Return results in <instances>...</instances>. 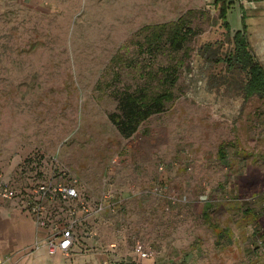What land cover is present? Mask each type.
Returning <instances> with one entry per match:
<instances>
[{"label": "rangeland", "instance_id": "obj_1", "mask_svg": "<svg viewBox=\"0 0 264 264\" xmlns=\"http://www.w3.org/2000/svg\"><path fill=\"white\" fill-rule=\"evenodd\" d=\"M229 1L226 19L240 28L239 6ZM210 5L0 0V181L19 191L0 202L4 264H142L135 240L153 264H262L235 254L233 238L239 229L250 239V211L264 219V103L245 100L241 73L220 61L231 34ZM179 16L193 31L180 48L170 45V27L148 44L144 26ZM164 89L172 93L164 110L123 138L108 118L119 93ZM42 181L73 184L92 208L105 192L103 205L116 203L79 216L73 247L48 255L22 196ZM206 202L223 231L217 245L203 221ZM256 243L243 241V251Z\"/></svg>", "mask_w": 264, "mask_h": 264}, {"label": "trees", "instance_id": "obj_2", "mask_svg": "<svg viewBox=\"0 0 264 264\" xmlns=\"http://www.w3.org/2000/svg\"><path fill=\"white\" fill-rule=\"evenodd\" d=\"M215 11H218V17L221 19L225 32L230 35V49L220 58L227 68L238 70L242 75V93L245 100L257 96L264 103V66L253 53L247 37L242 29L231 30L226 19V14L231 6V2L227 0H213ZM242 18V15H241ZM185 19L179 16L168 23H158L146 25L145 28L149 33L148 44H159L157 40L161 38V31L170 27L171 33L167 35L170 45L178 49L182 46L188 36L193 31L185 23ZM155 35V36H154ZM152 36V37H151ZM157 42L155 43L154 42ZM158 46V45H157ZM140 89V88H139ZM172 93L170 90L164 89L156 92L154 95H147L146 91L139 90L120 92L117 100L116 110L108 114V118L114 124L119 134L123 138L131 137L138 129L140 123L148 119L151 115L160 113L165 108L166 101L171 100ZM219 159L225 162L226 156L223 150H219ZM209 203L204 204L203 216L208 219L207 210L210 208ZM217 229V226L214 225ZM119 264H136L134 262Z\"/></svg>", "mask_w": 264, "mask_h": 264}, {"label": "built area", "instance_id": "obj_3", "mask_svg": "<svg viewBox=\"0 0 264 264\" xmlns=\"http://www.w3.org/2000/svg\"><path fill=\"white\" fill-rule=\"evenodd\" d=\"M19 191L6 181H0V202H6L17 197ZM24 206L32 217L36 226V233L42 241L48 255L66 253L75 242V224L79 222V216L88 217L91 213H101L106 208L112 209L116 202L103 205V199L109 198L104 193L101 201L90 207L77 188L73 184L58 182H37L31 186L29 191L23 195ZM171 203L177 202L175 196L169 195ZM59 207V209H57ZM59 210L64 211V219L58 218ZM80 213V214H78ZM39 241L36 242L38 246ZM40 244V243H39ZM263 241H258L262 245ZM134 251L140 259H147L151 252L139 240L134 242ZM0 264H4L0 256Z\"/></svg>", "mask_w": 264, "mask_h": 264}, {"label": "crops", "instance_id": "obj_4", "mask_svg": "<svg viewBox=\"0 0 264 264\" xmlns=\"http://www.w3.org/2000/svg\"><path fill=\"white\" fill-rule=\"evenodd\" d=\"M227 1H229V0H227ZM236 2L239 6V9H240L241 15H242L241 27L236 28V29H242L243 28L244 33L247 37V40L249 42V45H250L253 53L258 58L260 63L264 66V0H236ZM210 6H211L212 10L215 11V6L213 4V0H212V5H210ZM245 17H247L246 21H244ZM236 29L233 28L231 30L233 31ZM217 157L219 159V156H217ZM222 163H224V162H222ZM177 202H178V200H177ZM204 211H206V210L204 209V206H203V208H202L203 221L206 224V226L209 227V230H211L213 232L212 233V235L214 236L213 241L217 245V243L219 241L220 242L223 241L222 240L223 231H222L221 227L217 226L216 223L211 221V218L209 217V215H208L209 220H207L206 217L203 216ZM250 212H252L250 217H253L252 218L253 223L250 224L252 227L253 234L250 235V239L246 238V240H244L245 235L244 234L240 235L239 229H237L238 235H236V237L233 238L234 239L233 245L235 247V249H233V250H234L235 254H237V255L241 252L242 253L243 252H245V253L250 252L252 255H255V258L260 260V263L264 264V219L261 220L260 218H258L255 209L253 211H250ZM207 214H208V212H207ZM30 219H32V218H30ZM31 221H33V220H31ZM214 225L217 226V229L213 227ZM5 226H7V225L5 224ZM258 232L262 233L261 234L262 236H258V237H261L262 239L256 238L257 235L255 233H258ZM12 234L13 235L15 234L20 239L24 238L23 241L27 240L26 234L24 233V231L22 230V232H21V230L17 226L16 227L14 226V228L12 229ZM232 235L233 234H231V236H230L227 233V236L229 239H230V237L232 238ZM198 240H200V239H198ZM241 240H242V244H241ZM243 241L245 243L246 242H251V243L257 242V243L255 246L250 247L251 249L249 247H246L245 251H243L244 250L243 249L244 247L242 246ZM258 241H263V244L258 245ZM221 246H225V245L220 244L219 247H221ZM201 250L205 251L206 249L200 248V252L202 253ZM225 250L228 251V249H225ZM174 252L175 253H173L172 255H170V254L169 255L172 257L176 256L177 252L176 251H174ZM213 252L214 253L212 255H215L216 251H213ZM203 255L206 256L204 253H203ZM142 260H143L142 264H153L151 260H148V259H142ZM144 260H146L145 263H144ZM252 264H255V263H252Z\"/></svg>", "mask_w": 264, "mask_h": 264}]
</instances>
